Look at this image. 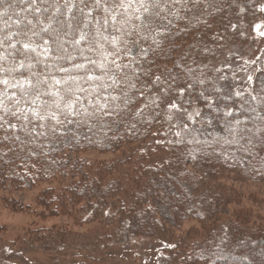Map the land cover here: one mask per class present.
<instances>
[{
    "label": "snow or ice",
    "instance_id": "1",
    "mask_svg": "<svg viewBox=\"0 0 264 264\" xmlns=\"http://www.w3.org/2000/svg\"><path fill=\"white\" fill-rule=\"evenodd\" d=\"M221 3L0 0V147H42L45 140L74 138L84 128L105 134L113 128L134 129L151 116L153 121L163 118L167 135L176 138L167 144L227 145L245 156L253 155L256 145L247 135L252 129L241 128L240 119L227 104L221 106L205 95L207 89L198 91L193 99V89L205 83L197 76L202 62L196 57L214 55L204 44L203 34L187 47L188 54L195 52L191 63L189 55L182 54L183 63L175 64L185 73L183 85L177 83L180 77L172 71L152 72V64L165 53L166 46L180 51L177 44L192 35L193 22L211 29L207 20L212 15L210 9L220 10ZM65 10L71 15L66 16ZM29 16L43 24L40 32L50 37L55 34L52 44L42 37L41 43L33 41L38 33ZM13 28L16 30L11 31ZM62 35L73 36L75 54L59 42ZM221 38L218 34L209 37L213 42ZM197 43L203 47L197 48ZM40 65L43 70L38 71ZM259 83V93L251 99L264 102V80ZM226 98L231 99V93ZM221 118L223 124L218 123Z\"/></svg>",
    "mask_w": 264,
    "mask_h": 264
},
{
    "label": "rangeland",
    "instance_id": "2",
    "mask_svg": "<svg viewBox=\"0 0 264 264\" xmlns=\"http://www.w3.org/2000/svg\"><path fill=\"white\" fill-rule=\"evenodd\" d=\"M258 6L252 14H246L239 18L237 23L231 25L233 28H230V31L240 32L237 42L234 32L232 34L224 32V38L219 39L216 46L211 47L214 55L206 53L204 58L199 59L202 62L201 68L207 67L208 71L211 70L209 78L217 95L227 102H231L232 99L237 100L236 106H232L231 110L236 113L241 123L245 122L244 87L233 86L231 79L225 78L223 73L225 71L227 77L231 75L241 78V83H245L247 80L245 78L251 76L252 80H249L251 86L256 87V93H259V82L264 80V11L260 10L264 7V0H259ZM43 23L46 24L47 21ZM40 25L43 26L42 23ZM78 35L77 32V38ZM192 42L193 39L188 37L183 39L182 44L178 42L177 47L180 51L173 52L170 48L165 53L159 54L152 65L153 73L155 75L165 73L170 68L169 55L171 57L188 54L186 50ZM69 51L74 52V48ZM188 55V63H190L195 52ZM218 88L221 91L217 92ZM228 93H231V99L226 98ZM242 111L244 114L241 113ZM261 117H264V108L256 115L257 129L264 128V119ZM224 122L221 118L218 123ZM217 131L223 134V130L218 125ZM117 134L116 128L107 131L106 134L104 131L93 133L84 128L74 138L60 137L45 140L40 155H49L50 152L70 149L73 144L76 145L71 150L73 158L71 164L69 163L65 168L66 171L50 168L46 176L33 178L31 183L24 180L21 188H15L8 182L3 183L0 188V264H159L160 260H155L159 239H165L163 231L160 232L161 228H171L170 226L175 224L176 227L180 226L183 232L195 229L193 232L195 235L192 234L195 239L205 237L215 227L221 230L220 233L225 232L226 229H222L224 225L227 229H233V227L237 228L236 224L248 228L253 227L254 224L260 229L259 231H264V168L258 170L259 172L252 171L250 163L255 164L256 160L236 152L234 147L227 145L220 147L213 144L208 148L205 156L197 157L198 161L193 164L197 170H200L197 177L176 178L168 174L171 180H151L154 184L152 191L161 190L171 197L172 202L174 200L177 202L178 189L185 194H192L195 190L211 185L208 178L213 174L217 182L211 187L223 197L219 213L215 218L217 223L213 228L209 224L198 225L190 219L179 222L172 213L171 203L164 205L156 200L151 211L156 212L158 224L164 226L159 225L160 229H157L155 224L148 223V220L152 221L153 218L142 214L141 211L121 215L124 208L115 204L110 198L115 196L122 200L121 195H123L125 200L128 199L131 195L130 184L124 185L123 188H113L108 192V196L103 197L104 200L100 204L92 200L94 201L92 205H87L82 199L84 193L81 197H74L73 189L79 191L82 189L79 184L80 179H76L79 177L76 172L85 173L88 165L87 173L91 176L97 170L101 173L100 176L104 177H108L110 173L116 175L114 178L117 176L122 178L123 175L133 177L135 172L133 169L128 171L125 166L118 164V160L123 161L119 159L121 156L119 153L100 150L106 146L105 144L109 145V139ZM118 138H121L122 144L125 143L123 138L126 136L120 134ZM77 148L79 153H75ZM220 153L225 154L218 155ZM34 154L35 152L31 153L33 156ZM116 159L117 163L114 161ZM76 160L78 162H75ZM150 160L154 161L155 157H151ZM133 161L135 160L132 159ZM64 165L66 164L62 161L61 167ZM107 165H114L115 170L104 169ZM193 166L188 165L189 170H195ZM207 174L209 177H206ZM75 175L77 176L74 177ZM47 189L50 190L49 197L53 201L50 208L58 211L57 216H48V211L46 213L34 204L38 195ZM147 192L151 193L150 190ZM145 199L146 197H143V200ZM11 200L21 203L23 211L11 208L7 202ZM179 205L182 206L183 202ZM42 213L47 217L41 216ZM217 230L215 231L218 233ZM165 240L169 243L167 238Z\"/></svg>",
    "mask_w": 264,
    "mask_h": 264
},
{
    "label": "trees",
    "instance_id": "3",
    "mask_svg": "<svg viewBox=\"0 0 264 264\" xmlns=\"http://www.w3.org/2000/svg\"><path fill=\"white\" fill-rule=\"evenodd\" d=\"M53 2H55V0H53ZM59 3L63 4L64 0H59ZM258 3L259 0H222L220 10L215 8L210 9L212 15L207 17V20L208 23L212 25L211 29H207L204 25L193 22L192 35L188 37H191L194 41L198 35L203 34L204 44H207V46L211 48L214 45L216 46L219 40L213 42L209 39L210 36L218 34L220 37L224 38V32L228 34L234 32L236 36L235 41L237 42L240 32L238 30L230 31V28H233L231 25L237 23L239 18L246 14H252L259 7ZM51 11L54 12V8L51 9ZM74 11L75 9H73V12ZM68 15H71V13H67L66 11V16ZM28 18L32 20L33 25H35L34 30L38 33L37 36L33 37V40L41 43L42 37L48 40L49 44H52V39L55 37V34H52L50 37L48 33L40 32L41 23L32 16ZM40 20L45 21L42 16ZM13 30L15 31L16 29L13 28ZM182 35L183 34H181V36ZM72 39V35H62L59 42L64 43L65 47L70 50L73 48L71 44ZM82 46L86 47V45ZM177 46H179V44H177ZM202 47V44L197 43V48ZM169 49L170 47L166 46L165 51ZM73 53L75 54V50ZM205 54L196 58L198 60L200 57L204 58L206 56ZM170 60V68L166 70V72L172 71L174 74H178L180 79L177 80V83L183 85L185 82V73L181 68L175 67L177 62L183 63V61H181V56L172 55ZM231 60H233V58ZM193 67H196V65H193ZM37 70H43V66H38ZM210 72L211 70L208 71L207 67L198 68L197 76L204 79L205 83L203 85H197V87L193 89V99H195V95L198 91L207 89L205 95L217 100L221 106L225 104L230 108L236 106L237 100L232 99L231 102H227L217 95L211 78H209L211 77ZM223 75L228 80L231 79L230 81L233 86L239 85V87H244L243 90L246 93L245 122L243 121L241 123V128L247 127L252 129V132L247 135L252 137L253 143L256 145V147L252 149L253 155H251L256 161L255 164L252 162L250 163L252 165L250 169L252 171L261 170V168H264V128L257 129L258 119H256V115L264 108V102L259 98L256 100L251 99L252 95H258V93H256V87L251 86L252 84L248 78H245L247 79L245 83H241V78L238 79L231 75L227 77L225 71ZM241 113L244 114V111ZM146 119L147 122L136 124L134 129L125 127L116 129L118 134L112 139H109V145L105 144V147L100 148L102 151L119 153V155H121L119 159L123 161L118 160V164L123 167L125 166V169H128V171L133 169L135 171L133 177L129 178L123 175L122 178L118 176L114 178V176H116L113 175L114 173H110L108 177H104L100 176L101 173L97 170H95V174L91 176L87 173L89 172L88 165L85 173L78 171L76 173L77 175L79 174V177H76L77 175L74 176L76 179H80L79 184L82 188L81 191L73 189L74 197H81L84 193L82 199L87 205H92L94 201L100 204L104 200L103 197L108 196V192L113 190V188H123L124 185L130 184L131 195L126 199L128 202H126L123 195H121L122 200L117 199L115 196L110 198L115 204L117 203L124 208L121 215H130L131 213L141 211L142 214H147L148 217L150 216L153 218L152 221L149 219L148 223L151 225L155 224L156 228L160 229L159 225L161 224H158L157 214L151 211L153 202L156 200L164 205L171 203L172 213L179 222L190 219V221L197 222L198 225L209 224V226L213 228L217 223L215 218L223 202V197L211 187L213 184L215 186L217 182V178L213 174L210 177L208 174L206 175V177H209L208 182L211 185L203 189L195 190L192 194L189 193L190 195L178 189L179 197L177 198V202L176 200L172 202L171 197L161 190L156 192L152 191L154 185L153 181H155V179L171 180L168 174L174 175L176 178H181V176H183V178L197 177L200 170H197V167H194L193 164L198 161V156L202 158L207 154L209 147L206 145V147H200L202 145L195 144H167V140H175L176 138L167 135L168 129L164 119L160 118L153 121L151 116ZM172 131H175V129ZM120 134L126 136V138H123L125 141L124 144H122L121 138H118ZM74 146L76 145L73 144V147ZM77 146H79V144ZM73 147L70 149L65 148L60 151H53L50 152L49 155H40L41 147L35 144L16 146L11 150L0 147V188H2L4 182H8L9 185L15 186V188H21L24 180L31 183L33 178L46 176L50 168H59L60 170L66 171L65 168L68 167L67 165L73 158V153L71 151ZM5 152H7V155L4 154ZM32 152H35L34 156L31 155ZM79 152L77 148L75 153ZM189 153L194 154L196 159H191ZM129 154L130 156H127ZM161 156L163 158H161ZM151 157H155V160L151 161ZM46 158L48 159L47 161L45 160ZM132 159L135 161L132 162ZM62 161L65 162L66 165L61 167ZM114 161L117 163V159ZM75 162L78 161L76 160ZM190 164L196 169L189 170L188 165ZM114 165H107L104 169L115 170ZM81 167H83V165ZM174 185L176 184L174 183ZM147 190H150L151 193L149 194ZM49 193L50 190H43L35 199L34 204L37 208H42L46 213L48 211V216H57L58 211L52 207L50 208L53 201L50 199ZM143 197H146V199L143 200ZM7 202L11 208L23 211L21 203L13 200ZM180 202H183L182 206L179 205ZM135 214L138 215L137 213ZM41 216L47 217L43 213ZM236 225L237 228L233 227V229H227V226L224 225L222 229L226 230L221 233L219 232L221 230H217L218 228L215 227V229H211V232L201 239H195L193 236L195 235V233L193 234L195 229H189L183 232L180 226L176 227L175 224L170 226L171 228H161L162 230L160 229V232L163 231L164 238H167L169 243L163 238L159 239V248L155 260H160L159 264H264V231H259L260 229L254 224L253 227L250 226L249 228L242 224ZM161 227L164 226L161 225ZM215 230H217L218 233ZM220 257H228V259L225 260ZM174 259L175 261H173Z\"/></svg>",
    "mask_w": 264,
    "mask_h": 264
}]
</instances>
